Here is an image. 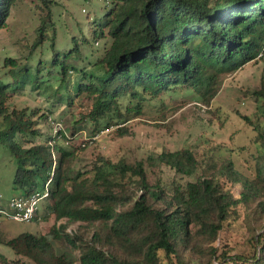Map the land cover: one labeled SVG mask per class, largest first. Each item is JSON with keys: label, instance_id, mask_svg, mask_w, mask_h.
<instances>
[{"label": "trees", "instance_id": "obj_1", "mask_svg": "<svg viewBox=\"0 0 264 264\" xmlns=\"http://www.w3.org/2000/svg\"><path fill=\"white\" fill-rule=\"evenodd\" d=\"M18 1L0 0V29ZM38 1L40 24L31 52L24 63L14 57L3 65L4 76L21 90L35 49L50 39L57 51L56 2ZM90 32L91 40L73 35L74 45L63 51L80 57V39L104 42L94 70L63 62L64 79L78 73L68 104L86 94L94 99L78 119L73 114L69 133L39 129L51 117L39 107H10L12 85L0 77V141L16 158L13 187L21 190L13 197L43 193L51 179L33 220L40 213L56 220L47 234L0 237L19 256L12 260L0 253V264H20L21 258L33 264H264V153L253 178L232 162L218 173L200 172L204 165L186 146L134 162L99 156L84 168L81 154L97 131L91 127V138H78L88 121L117 126L116 136H127L130 119L143 113L146 101L165 95L185 94L189 102L211 106L226 77L264 58V0H107ZM252 95L264 107V82ZM180 104L173 109L185 106ZM242 117L264 149V124ZM163 166L175 175L154 178ZM242 216L253 251L231 255L229 245L218 244L219 233ZM73 224L78 229L72 233ZM52 239L66 250L59 254Z\"/></svg>", "mask_w": 264, "mask_h": 264}, {"label": "rangeland", "instance_id": "obj_2", "mask_svg": "<svg viewBox=\"0 0 264 264\" xmlns=\"http://www.w3.org/2000/svg\"><path fill=\"white\" fill-rule=\"evenodd\" d=\"M55 2L57 51L50 48V39L44 40L35 49L30 62L32 69L29 82L23 90L17 88L19 83L14 82L10 76H4L7 69H4L3 65L7 58L17 57L23 63L26 61L25 58L31 52V46L37 38L35 29L40 24V17L35 5L39 1L19 0L13 6L7 24L0 29V77L4 76L3 79L12 85L9 88V106L28 105L34 109L39 107L38 112H46L51 116L48 118L49 125L39 124V129L46 133L48 127L52 126L53 134L58 122L62 123L61 130L69 133L73 114L78 119L81 112L89 109L90 104L94 102V99L86 94L74 99L73 106L68 104L67 95L76 90L78 73L73 72L64 79L62 66L66 63L70 67L94 70L93 64L100 56L104 42L93 39L95 43L93 45L86 44L80 39L81 58L75 54L66 57L63 51L74 45L73 35L79 38L86 36L91 40L90 29L106 12L107 0H55ZM55 59L57 60L54 61ZM263 82L264 58L250 62L226 77L211 106L196 101L189 102L192 98L186 97L185 94L165 95L162 101L147 100L143 113L130 119L128 123L131 133L123 137L116 136L117 126L106 129L104 121L98 124L88 121L83 125L84 130L78 138L80 135L87 139L91 138V127L97 134L81 154L83 160L79 161V164L84 168L87 166L90 168L99 156L111 157L114 160L123 158L131 162L147 160L149 155L156 156L162 151H173L186 146L195 151L204 165L200 172L218 173L232 162L234 169L239 173L253 178L257 172V157L264 153V149L256 140V132L242 116H249L264 124L262 102L257 101L252 95V91L261 87ZM180 103L185 106L174 110L173 108ZM59 141L65 145L63 137H60ZM16 169V158L10 152L7 143L0 141L2 209H7L10 199L21 191L13 187ZM160 169L154 170V178L160 175L165 180L175 175L169 167L163 166ZM55 223L54 215L44 220L40 213L39 220L18 221L0 214V237L8 239L25 232L47 234ZM77 229L78 224H73L68 231L73 233ZM249 236L242 216L229 229L219 233L218 244L229 245L233 249L231 255L253 251ZM52 240L59 254L66 250L60 240ZM0 253L12 260L19 258L11 247L3 243H0ZM21 259L20 264H33L29 260Z\"/></svg>", "mask_w": 264, "mask_h": 264}, {"label": "built area", "instance_id": "obj_3", "mask_svg": "<svg viewBox=\"0 0 264 264\" xmlns=\"http://www.w3.org/2000/svg\"><path fill=\"white\" fill-rule=\"evenodd\" d=\"M61 128H62V123L61 122L56 123L55 133L62 131ZM55 158H56V154H55ZM50 182L51 179L46 183V188L43 193L37 192L31 195L30 197H23V196L13 197L10 200L7 209L0 208V214H4L5 216L18 221L33 220L37 212L40 201L49 195Z\"/></svg>", "mask_w": 264, "mask_h": 264}]
</instances>
